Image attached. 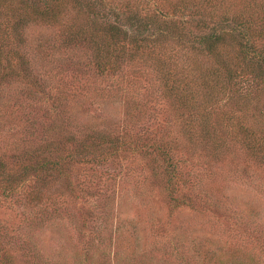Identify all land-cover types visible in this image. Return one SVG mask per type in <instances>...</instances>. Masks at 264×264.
I'll return each instance as SVG.
<instances>
[{
  "label": "rangeland",
  "instance_id": "rangeland-1",
  "mask_svg": "<svg viewBox=\"0 0 264 264\" xmlns=\"http://www.w3.org/2000/svg\"><path fill=\"white\" fill-rule=\"evenodd\" d=\"M99 1L121 17L155 10L175 25L183 19L191 35L215 6V0ZM254 1L264 5L226 0L216 11L264 20ZM28 2L0 0V30L11 29L16 11L31 13ZM35 7L44 9L37 1ZM58 9L55 22L29 18L4 47L9 60L0 62V164L11 175L32 166L11 194L0 175V264H201L206 249L213 257L254 252L264 264V163L245 148L239 127L264 130L261 85L253 92L260 98L249 103L223 99L203 111L224 140L216 158L197 136L203 116L187 117L176 107L157 67L171 65L180 78L182 69L202 70L208 61L170 40L100 70L90 42L70 34L89 28L87 11L68 3ZM25 62L27 74L18 75ZM143 143L151 145L149 155ZM156 145L181 160L180 178L169 176ZM85 152L95 160H82ZM44 159L48 168L39 169Z\"/></svg>",
  "mask_w": 264,
  "mask_h": 264
},
{
  "label": "trees",
  "instance_id": "trees-1",
  "mask_svg": "<svg viewBox=\"0 0 264 264\" xmlns=\"http://www.w3.org/2000/svg\"><path fill=\"white\" fill-rule=\"evenodd\" d=\"M27 1H29L28 6L32 7L29 11L31 13L16 11L11 19V29L6 31L2 27L0 30V62L9 60L3 59V53L11 35L16 37L27 26L29 18L37 20L49 17L54 22L58 21V16L61 13L58 8L61 7L62 3H68L77 10L83 11L85 9L89 14L88 19L91 22L89 28H77L70 31V34L72 37L77 36L79 41L90 42L89 47L93 49L95 65L100 70H104L108 65L114 69L124 54L132 59L143 49L155 45V42L161 43L170 40H175L177 45L186 47L193 55L191 58L199 60L202 58L208 61L209 65L200 66L202 70L197 67L193 69L190 66L185 70L182 69L180 78L175 77V71L170 67L171 65H157V67L160 74L168 82L165 85V92L176 104V107H183L187 112V117L199 115L201 119L203 116V132L197 136L200 137V143L203 146L210 143L214 147L212 156L216 158H219L220 153L225 149L223 147L224 140L220 139L222 136L216 132L215 128L212 130L208 128V115L205 116L203 111L209 114L210 108L219 105L223 99L228 104H235L236 102L246 104L256 97L260 98V94L255 95L253 93L260 85L264 91V20L256 21L252 17L224 15L226 13L225 8L222 13L216 11L218 8L223 9L222 5L225 4L226 0H215V3L212 4V7L215 6L210 13V18L196 21L198 33L194 35L188 34L189 28L184 27L187 21L181 19L176 25L175 23L172 24L170 18L160 11L154 10L152 15H140L137 12H132L121 17L124 15L123 12L112 6L104 9V6H101L104 5L103 2L99 0ZM36 1L40 2L44 9L35 7ZM254 2L259 8L263 7L264 14V5L261 2L260 4ZM184 8L187 9V7ZM197 11L198 9L195 8L194 11H190V14ZM181 13L183 14V10ZM24 14L32 15L26 17ZM216 15L219 16L215 17ZM84 31L86 32L84 33ZM15 56L13 55V57ZM18 59L21 64L23 59L20 57ZM25 65L26 62L23 64V69H20L22 73L17 72L18 75L27 74L24 71L26 70ZM254 83H256V87L253 90ZM246 84L250 86L249 89ZM262 101L264 102V94ZM239 127L245 148L256 160L264 163V130L256 131L246 124H241ZM103 141L106 142L105 139ZM109 143L112 145V141ZM200 143L198 141V144ZM144 147L149 151L151 145L146 144ZM152 148L163 158L169 176L180 178L181 160L176 159L169 149H160L157 145L152 146ZM215 149H217V156ZM83 154L86 156L81 157L82 160H95L86 152ZM104 154L109 155V153ZM47 164L48 160L44 159L37 166L39 169L40 167L45 169L48 168ZM51 164L58 167L60 163L59 161L49 163V166ZM31 168V165L22 164L21 170L17 174L11 175L7 165L5 163L0 164V175L4 182L9 184L8 194L15 190L17 183L27 176L26 174ZM207 198L209 202L211 197L207 196ZM216 203L213 202L215 207H218ZM199 255L201 264H260L255 259L254 252L246 253L238 249H233L226 256L219 254L217 257H213V252L208 249L200 252ZM1 264L10 263L7 260H1Z\"/></svg>",
  "mask_w": 264,
  "mask_h": 264
}]
</instances>
